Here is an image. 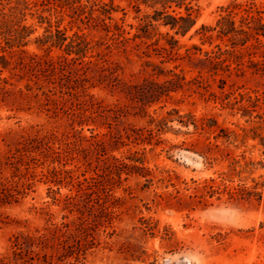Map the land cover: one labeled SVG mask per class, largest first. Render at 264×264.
<instances>
[{
  "label": "rangeland",
  "instance_id": "1",
  "mask_svg": "<svg viewBox=\"0 0 264 264\" xmlns=\"http://www.w3.org/2000/svg\"><path fill=\"white\" fill-rule=\"evenodd\" d=\"M78 1L84 13L61 7L56 0H0V31L11 38L26 34L22 46L16 41L9 47L0 39V56L11 61L0 74L8 82L0 83V256L8 251L13 234L44 226L46 212L60 224L77 220L82 212L85 232H78V244L71 241L74 247L63 264H264L262 49L251 55L240 49L242 64L231 58L229 70L219 68L212 76L200 62L217 44L228 48L227 39L207 40L197 30L202 24L214 26L221 7L232 0H199L196 24L185 36H176L181 48L172 55L157 54L155 45L148 48L154 40L134 38L152 12L145 4L101 0L112 1L115 8L113 20H106L107 31L94 19L104 17L101 5H96L100 0ZM115 24L122 28L117 30ZM58 28L70 38L79 34L90 41L93 49L83 64L92 61L90 75L96 77L85 96L59 107L45 104L36 94L28 66L30 55L54 60L74 56L64 47L39 45V38ZM167 30L160 28L161 33ZM164 43L161 39L160 45ZM193 45L202 53L193 61L181 58ZM148 61L181 72L186 81H193L202 69L210 92L186 84L143 112L121 87L114 89L98 79L97 62L116 69L112 77L122 83H141L152 73ZM79 62L73 67H80ZM91 95L99 102L93 107L82 103ZM119 106L126 111L109 110ZM152 117L167 119V129L157 132ZM209 119L217 124L206 130L194 126ZM221 128L229 139L216 138ZM113 158L145 169L118 168ZM80 182L85 192L77 197L76 207L68 206L65 199L78 192ZM239 187L261 192L262 197L241 198L234 194Z\"/></svg>",
  "mask_w": 264,
  "mask_h": 264
},
{
  "label": "trees",
  "instance_id": "2",
  "mask_svg": "<svg viewBox=\"0 0 264 264\" xmlns=\"http://www.w3.org/2000/svg\"><path fill=\"white\" fill-rule=\"evenodd\" d=\"M50 3L51 0H45ZM139 6L145 4L152 9L151 13H147L144 17L143 23L138 27V32L134 35V38H140L143 42L153 41L148 44V48L155 45L154 50L160 55H172L174 50H179L178 35L185 36L196 24V10L198 8L199 0H138ZM77 0H56L57 5H68L76 10L84 13L83 5H76ZM101 5V14L104 17L94 18L99 24L104 26L107 31H110V25L106 22L107 19L113 20L112 13L115 11L113 2H103L100 0L96 5ZM25 7L27 3L25 1ZM95 5H93L94 7ZM15 11L19 10L18 7L13 8ZM94 8H92L93 13ZM17 13V12H16ZM19 13H23V9L19 10ZM92 17V15H91ZM93 18V17H92ZM117 30L122 27L115 24ZM167 28L166 33H161L160 28ZM28 27L23 26V31L26 32ZM171 31L174 33L171 34ZM197 33H202L204 39L212 40L214 36L222 40L227 39L228 44L226 49H222L220 44L216 45L217 50L211 52L205 51V58L200 59L204 65L203 70L209 75H215L218 69L229 70L230 64H227L231 58H234L238 65L242 53L240 49L244 48L249 55L253 54L255 50L262 49L264 56V3H260L257 0H232L226 6L221 7V14L216 20V24L202 26L197 30ZM21 34V33H20ZM11 38L7 31H0V39L3 37L6 44L9 47H13L17 41L18 46L25 45L23 42L25 36L23 34ZM76 37H68L62 30L57 29L56 33H50L44 38H39L38 42L41 47L49 45L64 47V51L67 55H74L71 59L68 56L63 55L58 60L53 58L42 57L37 54L30 55L29 70L31 79L34 81V86L37 90V95L41 96L45 100V104L53 103L59 107L64 101H68L70 98L80 100L85 96V92L90 87L95 86V76L90 75L92 61L83 64V58L87 56L89 51L93 49L90 41L85 36L75 34ZM161 39L165 40V43L160 45ZM212 43V42H211ZM251 43V44H249ZM24 52V51H22ZM198 53H202V49L193 45L186 49L185 54L181 58H188L193 61ZM98 55H102L98 53ZM102 59V58H101ZM23 60V58H21ZM78 61L82 64L80 67H73ZM106 62V60H104ZM164 63V61H161ZM251 63H256L254 60H250ZM11 61L7 59L5 55L0 56V74L3 69L9 68ZM100 65L99 78L102 81H107L114 89L121 87L122 91L126 92L130 100L139 104V110L145 112L146 108L158 100L162 95L168 94L171 91H177L183 88L186 84H195L206 92L209 91L208 77L203 74V70H199V75L194 78L193 81H186L185 76L181 72H176L174 69H168L154 64L153 62H146L148 67H152V73H150L141 83L129 84L122 83L120 79L112 77L116 69H112L106 63ZM257 64H259L257 62ZM261 64H264L261 63ZM176 66L175 68H177ZM109 72V74H105ZM165 76L166 79L163 82L156 80L155 76ZM8 83L7 79L0 77V83ZM225 82L220 86L224 89ZM28 87H30L28 85ZM2 90L8 91L5 86L1 87ZM31 88V87H30ZM213 93V92H211ZM94 96L89 97V102L84 103L92 104V107L99 102L95 101ZM111 111H117L122 113L126 111L123 107H118L116 110L109 109ZM182 119V118H181ZM184 125H188V121L180 120ZM151 123L154 124V129L157 132L167 129V119H154L152 117ZM217 124L215 119H209L203 121L199 126L196 123L194 126L196 129L206 130L207 127L211 128ZM153 134V129L150 131ZM223 133V134H220ZM220 133L216 138L225 136L229 139V134L224 128L220 129ZM97 145L105 148L103 141H98ZM211 148V147H210ZM115 163H118V168L121 166H129L135 170L145 169L143 166L137 164L128 165L125 162H121L118 158H113ZM139 158L134 157V161H139ZM209 188L213 191H217L214 185H209ZM85 192L82 183L80 182L79 190L75 195L68 196L65 200L68 206L76 207L78 205L77 197L82 196ZM239 197L244 198L251 195H259L262 197L261 192H253L245 187H239L234 192ZM233 196V194H231ZM78 209V208H77ZM80 211V210H79ZM46 223L42 227H36L33 231L20 232L13 234L10 238V244L8 251L0 256V264H63L66 260V253L74 247L71 241H75L78 244V232H85V218L83 213L80 212L77 220L64 221L61 224L53 221V214L46 212ZM77 241V242H76ZM57 261L55 257H57Z\"/></svg>",
  "mask_w": 264,
  "mask_h": 264
},
{
  "label": "water",
  "instance_id": "3",
  "mask_svg": "<svg viewBox=\"0 0 264 264\" xmlns=\"http://www.w3.org/2000/svg\"><path fill=\"white\" fill-rule=\"evenodd\" d=\"M182 264H184V263H182Z\"/></svg>",
  "mask_w": 264,
  "mask_h": 264
}]
</instances>
